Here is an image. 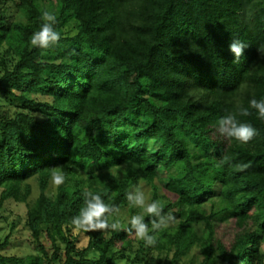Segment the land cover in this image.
Here are the masks:
<instances>
[{
	"label": "trees",
	"instance_id": "16d2710c",
	"mask_svg": "<svg viewBox=\"0 0 264 264\" xmlns=\"http://www.w3.org/2000/svg\"><path fill=\"white\" fill-rule=\"evenodd\" d=\"M45 10L61 33L47 51L30 43ZM233 39L248 45L238 64ZM253 98L264 0H0V264H264V121L237 117L258 130L248 144L217 126ZM136 187L173 217L150 247L128 231ZM86 190L120 230L74 228ZM8 200L25 213L4 217Z\"/></svg>",
	"mask_w": 264,
	"mask_h": 264
},
{
	"label": "clouds",
	"instance_id": "9594fccd",
	"mask_svg": "<svg viewBox=\"0 0 264 264\" xmlns=\"http://www.w3.org/2000/svg\"><path fill=\"white\" fill-rule=\"evenodd\" d=\"M43 21L38 31L32 34L30 43L33 47L47 51L59 45L61 41V33L55 28L57 24V16L50 11H43L41 15ZM248 47L243 41L233 39L228 49L233 55L232 63L238 64L243 57L244 49ZM250 109H254L257 118L264 121V99L257 100L255 98L248 102V107H244L242 103H237L235 112H228L217 121L218 132L229 140H235L240 144H248L259 133L256 128L246 122H241L237 117H247L252 114ZM232 160L231 156L225 155L222 157L217 167ZM249 163H237L234 165L236 171H245L249 168ZM52 182L59 188L65 182V177L62 169L56 168L52 173ZM83 207L79 213L71 218V224L75 229L83 232H96L104 230L118 231L121 229V224L118 220L110 222L109 218L116 216L119 209L114 205H109L104 202L100 194H95L91 191L83 192ZM129 204L143 209V214H137L130 218L128 228L129 232L135 233L138 240L144 242L145 246H153L157 241V236L153 233L161 227H167L168 222L173 219L171 215L163 214V207L160 201L148 202L144 191L140 187H136L127 195ZM145 216L151 218L152 229L148 227V222Z\"/></svg>",
	"mask_w": 264,
	"mask_h": 264
},
{
	"label": "rangeland",
	"instance_id": "374dc122",
	"mask_svg": "<svg viewBox=\"0 0 264 264\" xmlns=\"http://www.w3.org/2000/svg\"><path fill=\"white\" fill-rule=\"evenodd\" d=\"M111 85L117 89H119L120 91L124 92L126 90V88L128 87L127 85V81H114L113 83H111ZM184 170V165L183 164H179L177 165V167L175 168V170L173 171V174L178 175L179 173H181ZM56 189V186L53 184L52 180L50 182V186H49V192L52 193L54 192ZM146 193V192H145ZM37 191H36V186H34V193L33 196H36ZM147 195V194H146ZM27 207L24 203H16L13 200H8L4 203V205L1 207V213L4 217L6 218H10V216L12 215H17V214H24L26 211ZM3 222V221H1ZM132 239L128 242H125V245H130ZM132 243L134 245L137 244V238H134V240L132 241ZM25 251V248L23 247H16L14 249H11L9 251V253H16L18 255H21L23 252ZM120 264H124V262H121Z\"/></svg>",
	"mask_w": 264,
	"mask_h": 264
}]
</instances>
